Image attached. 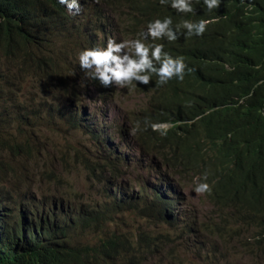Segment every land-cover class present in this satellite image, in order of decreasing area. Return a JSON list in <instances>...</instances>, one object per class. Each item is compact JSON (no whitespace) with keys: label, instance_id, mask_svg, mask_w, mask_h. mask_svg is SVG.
<instances>
[{"label":"trees","instance_id":"1","mask_svg":"<svg viewBox=\"0 0 264 264\" xmlns=\"http://www.w3.org/2000/svg\"><path fill=\"white\" fill-rule=\"evenodd\" d=\"M256 1L264 10V0ZM76 4L79 12L59 0H0V264H181L175 252L163 251L157 236H127L113 228L128 211L154 216L180 231L178 239L207 246L213 238H229L235 222L249 230L247 239L243 235L238 239L241 247L264 259L260 198L252 200L253 205L248 200L227 202L233 193L227 189L250 179L253 171L264 170V26L247 30L242 39L253 51L243 65L257 64L258 68L239 72L233 93L251 97L234 118L224 117L233 122L232 141L239 140L233 152L240 148L248 154L227 168L231 155L233 159L232 145H224L215 158L218 174L205 181L202 171L183 158L171 134L165 136L151 127L161 116L159 95L152 96L140 127L149 160H137L136 166H131L134 162L126 154L108 149L104 128L83 125L79 111L82 94L94 88L100 100H107L113 85L105 88L86 76L78 53L101 45L106 48L99 35L109 37V29L115 26L129 37H140L132 29L143 10L135 0H76ZM69 27L77 31L74 43L67 36ZM61 99L66 102L70 126L84 128L94 140L93 158L84 162L89 179L98 184L95 200L89 203H78L61 189L47 197H38L29 189L19 192V177L2 160L8 154L31 152L35 129L62 119L51 115L52 104ZM96 149L100 161L95 160ZM176 167L194 172L176 181L175 176L181 175ZM130 170L142 178L137 190L122 184ZM145 174L150 176L143 177ZM187 175H199L200 182H207L211 190L204 194L215 216L208 225L201 224L202 228L195 215L174 209L180 201L172 195L176 188L184 189L182 180ZM200 251L212 253L203 246Z\"/></svg>","mask_w":264,"mask_h":264},{"label":"clouds","instance_id":"2","mask_svg":"<svg viewBox=\"0 0 264 264\" xmlns=\"http://www.w3.org/2000/svg\"><path fill=\"white\" fill-rule=\"evenodd\" d=\"M135 2L143 11L132 31L139 32L140 37H130V41L112 37L104 49L86 48L78 53L79 66L86 76L105 88L109 85H113L112 91L135 88L146 96L145 103L130 119L132 131L142 143L140 127L144 110L152 96L159 95L161 116L151 127L165 136L170 133L183 158L202 171L205 181L213 180L219 172L215 158L224 145H232L233 159L231 155L227 168H233L234 162L248 154L240 148L233 152L239 140L232 141L234 125L224 117L234 118V113L251 97H241L233 91L239 72L248 67L258 68L257 64L243 65L253 51L242 39L247 30L262 29L264 10L256 0ZM59 3L66 4L70 10H80L76 0L72 3L59 0ZM125 48H130L133 55L122 52ZM123 130L127 131L126 126ZM145 158L144 162L149 160L148 155ZM176 171L181 172L175 176L176 181L194 172L189 169L182 172L179 167ZM179 190L184 189L176 188L175 192ZM227 190L233 192L227 200L230 204L248 200L253 205L252 200L259 197L260 214L264 215V196H261L264 170L253 171L250 179ZM193 191L211 190L207 182H199Z\"/></svg>","mask_w":264,"mask_h":264},{"label":"rangeland","instance_id":"3","mask_svg":"<svg viewBox=\"0 0 264 264\" xmlns=\"http://www.w3.org/2000/svg\"><path fill=\"white\" fill-rule=\"evenodd\" d=\"M69 28L71 31L67 33V36L74 43V35L77 31L72 27ZM115 28L117 27L109 29V37L130 41V34ZM109 37L100 35V42L107 44ZM100 48L104 49L102 45ZM124 51H127L130 56L133 55L130 48L122 49V52ZM27 95L26 92V97ZM100 99L94 88H89L82 94L79 111L83 118V125L89 129L93 127V124L104 128L102 135L103 138L106 137L108 149L126 154L129 161L134 162L131 166H136L137 160L144 161L148 154L142 141L133 133L130 119L145 103L146 96L135 88H119L109 94L106 102ZM59 101L62 104H59ZM88 103L89 105H86ZM52 105L54 111L51 115L54 118L59 116L62 120H52L51 123L40 125L35 129L31 152L21 156L8 154L2 160L8 170L19 177L16 184L19 192L29 189L36 191L38 197H47L54 194L57 189H61L63 194L72 195L78 203H89L95 200L98 184L89 179L84 162L86 159L93 158L94 140L84 128L76 130L70 126L66 120L67 105L64 100H56ZM125 126L127 131L124 133ZM103 144H105L104 141ZM95 153V160H99L97 149ZM129 173V176L122 178L124 181L122 184L137 190L142 178L136 171L130 170ZM148 176L150 174L143 175V177ZM199 182V177L186 176L183 180L184 190L176 191L172 196L180 201L174 209L195 215L199 221L198 227L202 228L201 224L208 225L215 213L205 194L193 191ZM61 186L63 188H60ZM114 224L113 228L117 227L121 232L125 231L127 236L138 235V233L157 236L163 251L175 252L178 255L176 260L181 264H264V259L259 253L256 254L252 250L241 247L238 239H242L240 235L246 238L249 230L241 229V225L235 222L233 229L229 232V238L224 241L213 238L210 246L203 245L200 241L195 243L178 239L177 235H180V231L175 230L173 226L161 222L154 216L144 217L136 215L133 211L126 212ZM202 246L209 248L212 253L201 252Z\"/></svg>","mask_w":264,"mask_h":264},{"label":"bare ground","instance_id":"4","mask_svg":"<svg viewBox=\"0 0 264 264\" xmlns=\"http://www.w3.org/2000/svg\"><path fill=\"white\" fill-rule=\"evenodd\" d=\"M132 26V25H131ZM115 29H117V28H115ZM120 29V28H119ZM254 32V31H253ZM256 33V32H255ZM88 34V33H87ZM254 34V33H253ZM85 35V34H84ZM91 35V34H90ZM109 35V34H108ZM100 36V35H99ZM128 36V35H127ZM254 36V35H253ZM98 37V36H97ZM89 38V37H88ZM128 38V37H127ZM96 42V41H95ZM94 44V43H93ZM71 45V44H70ZM99 45V44H98ZM103 45H104V43H103ZM104 47V46H103ZM105 48V47H104ZM101 49V48H100ZM59 58V57H58ZM58 61V60H57ZM65 70V69H64ZM82 70V69H81ZM85 74V73H84ZM95 81V80H94ZM80 88V87H79ZM65 91H67V90H65ZM112 92V91H111ZM61 94V93H60ZM86 95V94H85ZM88 95V94H87ZM109 96V95H108ZM86 98V97H85ZM108 99V98H107ZM87 102H89L88 100H87ZM104 102H106V100H104ZM85 105V104H84ZM86 105H89V103L88 104H86ZM88 107V106H87ZM146 113V112H145ZM55 119H57V118H55ZM62 120V119H61ZM60 122V121H59ZM261 156V155H260ZM259 156V157H260ZM262 157V156H261ZM257 159H259V158H257ZM165 166V165H164Z\"/></svg>","mask_w":264,"mask_h":264}]
</instances>
